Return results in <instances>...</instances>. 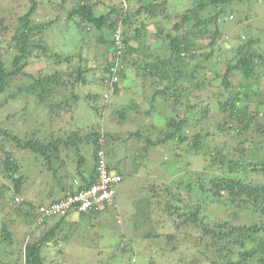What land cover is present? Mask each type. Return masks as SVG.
Segmentation results:
<instances>
[{"label":"trees","instance_id":"trees-1","mask_svg":"<svg viewBox=\"0 0 264 264\" xmlns=\"http://www.w3.org/2000/svg\"><path fill=\"white\" fill-rule=\"evenodd\" d=\"M27 1L29 4L27 11L20 16L16 15L15 22H5L0 17V110L10 101L17 99L19 94L25 96L22 110L8 115L6 120L0 122V174L8 182L2 185L0 200H4L7 205H13L12 213L30 226L29 233L17 253L18 259L13 264H54L49 259L47 251L56 248L58 255L63 254L60 241L69 240V235L63 233L66 227L76 226L78 229L80 220L101 222L105 214L114 209L116 200L111 203L104 201L100 205L93 203L86 210H73L76 207H72L65 215L44 218L38 223L39 208L66 202L71 194L88 190L96 181L97 153L101 148L105 152L108 171L119 175L121 181L126 173L130 174L128 170L122 167L120 169L119 161L115 164L107 163L106 156L111 152L105 151L104 142L106 140L109 146L108 141L113 136L106 131L90 129L91 131H86V136L82 137L78 130L53 128L54 121L64 114L71 113L73 105L80 100L81 96L75 91L76 87L94 82L102 84L107 87L108 95L103 96L104 101H107L110 94L117 95L121 92L127 79L126 72L132 69L134 74L140 77L143 96L146 98V94H150L149 99L153 101L151 106H154V101L160 100L161 106H165L169 113L165 118L162 138L158 136L154 141L151 133L147 132L144 152L173 142L177 147L184 146L183 154L197 157L206 155L207 146L204 143L212 133L203 126L194 132L198 124L193 125L191 113L199 105L204 106L202 113L207 112L208 105L205 101L211 99L216 101L221 114L218 129L225 135L237 139L241 147L237 150L242 155L245 154L244 137L247 138L250 133L264 137V123L260 118L264 108V90L260 85L264 76V49L259 45L262 39L256 34L252 37L239 36L230 52L224 56L215 55L214 49L220 38V21H226L230 15H234L232 12L228 13L227 9H231L228 7L264 0H200L178 14L167 13V0H138L140 6L134 10L128 9L130 0H123L124 6L120 8L112 6L106 14L99 15L96 8L101 0H61L59 4L63 8L65 5L70 8L67 11V20L74 22L79 33L85 34L84 37H88L90 33L101 34L97 39L99 45H107L110 48L111 55L104 59L99 82L95 80L97 77L93 79L96 72L85 64L82 55L77 56L79 63L74 67L72 64L76 57L74 54L55 51L44 43L43 36L46 30H49L59 18L58 16L53 19L47 18L46 14L40 11L43 2L39 1L41 3L39 7L36 0ZM37 9L42 14L41 18L39 15L35 16ZM138 15H144L147 20L146 23L141 21L140 27L133 24ZM222 16L224 18H221ZM155 18L162 19L164 24L155 31V36L159 39L158 49L146 46L144 40L145 32ZM116 31H120L122 45L120 49L117 48L114 38ZM84 37L82 41L85 43ZM207 40L208 42L204 43ZM162 49H166V52L161 53ZM217 50L221 51V48L218 47ZM42 57L53 61L55 67L50 72L34 76L25 71L31 61L40 60ZM116 63L119 65L116 73L118 81L111 85L110 69ZM206 71H209L211 77H208ZM104 74L108 78H105ZM20 76L30 81L16 84L15 81ZM235 76L236 80L233 81L232 78ZM216 81L219 82L215 83ZM95 96L88 92L85 99L95 104ZM33 101L48 111L49 132L42 136L37 131L20 134V126L10 121L13 117L16 116V119L19 114L25 112L26 115L31 108L34 109ZM134 105L135 101L120 111V122L126 120L128 110H132ZM177 109L186 114H177ZM145 114L148 115L149 112ZM203 119L205 114L199 120ZM130 137L143 141V135L139 131L131 133ZM87 144L92 146L93 160L92 169L88 172L84 170L86 160L81 155L83 147ZM254 149L260 152L252 154L260 156L257 163L244 161L240 163L234 160L224 152L225 146L215 147L213 152H209L211 165L224 171L222 175L212 178L208 183L204 182L203 175L197 174L194 184L188 183L184 186L188 195L191 191L196 192L194 195L200 194V202L194 210L187 202H183L180 193H177L173 186L164 185V192L169 198L166 200L164 210L174 220L183 219L176 224L177 229L191 223L200 231L202 239L207 240L206 246L215 248L216 253L214 258L210 259V264H264V178L260 182H246L238 175L241 169H248L250 173L264 176V138ZM18 152H32L41 157V165L38 163L37 166L52 173L58 192L56 199L53 198L48 204L35 205L22 198L26 179L21 171V159L16 156ZM177 157H180V154L174 152V158ZM247 171L244 172L246 176ZM175 186L180 188L179 184ZM155 188L156 186H151V190ZM145 201L142 200V203L146 204ZM174 201L178 204H174ZM210 202L225 203L240 212L250 213L253 217L256 215L259 221L255 222L252 219L251 223L235 225L227 221L204 223L199 218V212ZM71 213L77 214L78 218L70 220L68 216ZM138 213L145 217L143 210L138 209ZM13 222V219L8 218L1 223L0 246H5L6 249L18 242L15 232L11 229L10 224H14ZM39 229L36 235L35 231ZM166 237L171 243L173 236ZM0 264L10 263L0 260ZM142 264L155 262L150 259ZM188 264L201 263L200 260H195Z\"/></svg>","mask_w":264,"mask_h":264},{"label":"rangeland","instance_id":"rangeland-1","mask_svg":"<svg viewBox=\"0 0 264 264\" xmlns=\"http://www.w3.org/2000/svg\"><path fill=\"white\" fill-rule=\"evenodd\" d=\"M36 1L38 3L39 1L43 2V8L40 11L46 14L47 18L53 19L56 16L59 18L49 30H46L43 36L44 43L55 51L74 54L76 56L72 62L74 67L78 66V57L82 55L85 64L96 72L93 79L97 77L95 80L99 82V77L102 74L100 69L104 64V59L109 58L111 55L110 48L107 45L101 46L98 43L97 39L101 34L91 35L90 33L88 37H84L85 34L79 33L74 22L67 20V11L70 8L67 5L63 8L59 4L61 0ZM199 1L167 0V13H182ZM41 3H39V7ZM124 3L123 0H101L100 5L96 8L97 15L106 14L112 6L120 8L125 5ZM28 6L27 0H0V17L5 22H15L16 15L24 14ZM139 6L138 0H130L128 9L132 8L134 10ZM228 8H231L227 9L228 13L232 12L234 15H230L229 19L219 23L220 38L214 48L216 50L215 55L224 56L229 53L239 36L252 37L255 34L262 39L259 45L264 49V1L234 4ZM37 15H39V18L42 16L38 9L35 16ZM137 17L138 19H135L133 23L136 27H140L141 21H147L144 15H138ZM221 18H224V16ZM162 21V19L155 18L148 26L144 37L146 46L153 49L160 47L155 31L156 28L164 25ZM81 35L85 38V43L82 41L83 37ZM207 42L208 40L204 43ZM218 47L221 48V51L217 50ZM162 50L161 53L166 52V49ZM211 62H213V59ZM53 67H55L53 61L42 57L40 60L31 61L25 71L38 76L39 73L50 72ZM126 73L127 79L123 83L121 92L117 95L110 94L107 101H104L103 97L105 94L108 95L107 87L102 84L94 82L76 87L75 91L81 96L80 100L73 105L71 113L64 114L58 119L55 118L56 120L52 125L54 129L78 130L82 137L86 136V131L89 132L90 129L93 131H106L107 134L113 136L108 141L110 149L106 144V140L104 142L105 151L111 152L110 154L106 152L108 156H106L107 163L115 164L119 161L120 169L122 167V169L128 170L130 174L126 173L123 181L117 184L114 209H110L105 214L104 220L101 222L98 220H91L90 222L80 220L78 229L76 226L66 227L63 233L69 235V240L67 242L60 241V246L64 251L63 254L58 255V249L52 248L47 251L49 259L54 264H142L150 259L155 264H188L195 260H200L201 264H210V259H213L216 253L215 248L206 246L207 240L202 239L200 231L191 223L177 229L176 224L182 222L183 219L177 218L174 220L164 210L166 200H169L168 195L164 192V185L173 186L175 191L180 193L183 202H187L194 210L200 202V194L194 195L196 192L191 191L188 195L184 186L188 183L194 184L197 174L203 175L204 182L208 183L212 178L222 175L224 171L215 165H211L209 152H213L215 147L225 146L226 150L224 152L234 160L240 161V163L242 161L257 163L260 156H253L252 154L260 153L256 152L254 147L259 145L264 137L254 133L248 134V139L244 137L246 139L243 145L245 154L242 155L237 150L241 148L237 143V139H233L231 135H225L218 129L221 114L216 101L211 99L205 101V104L208 105L207 112L202 113L204 106L199 105L191 113L193 114V125L198 124L197 128H194V132L198 130V127L203 126L212 133L211 137L204 143L207 146L205 157L183 154L182 148L184 146L177 147L173 142L150 148L144 152L143 147L145 137H148L147 132L151 133L154 141L158 136L162 138L165 118L169 113L164 108L165 106H161L160 100L154 101L152 107L151 102L153 101L149 99L150 94L147 93L146 98L143 96L140 77L134 74L132 69H128ZM205 73L208 77H211L209 71ZM103 76L108 78L105 74ZM236 77L232 80L235 81ZM29 81L26 77L20 76L15 83L20 84ZM260 85L264 90V76L261 78ZM88 92L96 95L95 104L85 99ZM23 100L25 101L24 94H19L17 99L6 104L4 109L0 110V122L6 120L8 115L22 110ZM133 101H135L133 109L128 110L126 120L120 122V111L131 105ZM32 107L34 109L31 108L28 114L25 115L24 112L19 114L16 119V116L13 117L10 121L12 123L16 122L20 126V134L37 131L40 136L45 135L49 132L47 129L49 123L48 111L34 101ZM36 111L38 112L36 113ZM146 112H149V114H145ZM176 113L179 115L186 114L180 109H177ZM203 114H205V119L199 120ZM260 118L264 123V108H262ZM197 120H199V123H197ZM15 131L17 130L15 129ZM135 131H139L143 135V141L137 140L136 137H130V134ZM174 152L180 154V157L175 159ZM18 154L16 156L21 159V171L26 179L22 198L35 205L48 204L53 198L56 199L58 192L55 189L56 184L52 173L50 174L47 170H42L40 166H37L38 163L41 165V157L32 152ZM81 155L85 157L84 170L88 172L92 169L93 164L92 146L85 145ZM247 170L241 169L238 173L246 182H260L263 180L264 176L262 174L250 173ZM70 171L74 173L72 168H70ZM245 171L248 173L247 176L244 174ZM3 183L8 182L0 174V191ZM176 184H179L180 188H176ZM153 185L156 188L151 190ZM49 195L53 197H49ZM142 200H146V204L151 205L143 204ZM173 203L178 204L175 201ZM12 208L13 205H7L4 200H0V229L4 219H13L14 224L10 225L18 241L13 247L7 249L5 246H0V260L10 264L18 259L19 248L30 230L28 224H25L12 213ZM138 209L145 212V217L138 213ZM68 218L70 220L77 219L78 215L71 213ZM199 218L204 223L210 224L227 221L235 225L251 223L252 219L255 222L259 221L256 215L253 217L250 213L240 212L232 206L225 205V203L213 202H210L206 208L199 212ZM49 224L53 225L51 222ZM39 231L40 229L35 231L36 235ZM145 234L150 236L147 237ZM155 234L157 237H154ZM167 235L173 236L171 243L168 242ZM7 252L13 254L8 255Z\"/></svg>","mask_w":264,"mask_h":264},{"label":"built area","instance_id":"built-area-1","mask_svg":"<svg viewBox=\"0 0 264 264\" xmlns=\"http://www.w3.org/2000/svg\"><path fill=\"white\" fill-rule=\"evenodd\" d=\"M115 42L117 48H122L120 41V31L114 33ZM119 65L116 63L110 69V84H114L118 81L117 69ZM107 96H105L106 98ZM102 142V141H101ZM97 178L96 181L86 191L80 193L71 194L66 202L51 205L50 207H41L38 209L40 214V223L44 218L52 216L65 215L72 207H76L78 211L88 209L91 204L100 205L102 202L107 201L109 203L114 202L116 196V185L121 181V177L107 170L105 163V152L101 148L97 153Z\"/></svg>","mask_w":264,"mask_h":264}]
</instances>
